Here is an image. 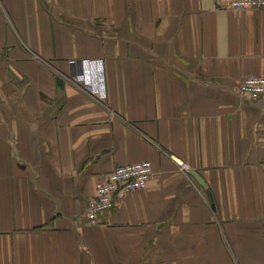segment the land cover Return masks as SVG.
Returning a JSON list of instances; mask_svg holds the SVG:
<instances>
[{
  "label": "crops",
  "instance_id": "1",
  "mask_svg": "<svg viewBox=\"0 0 264 264\" xmlns=\"http://www.w3.org/2000/svg\"><path fill=\"white\" fill-rule=\"evenodd\" d=\"M85 68L105 104L67 80ZM249 76H264V10L0 0V264H264ZM140 161L147 187L90 224L105 176Z\"/></svg>",
  "mask_w": 264,
  "mask_h": 264
},
{
  "label": "built area",
  "instance_id": "2",
  "mask_svg": "<svg viewBox=\"0 0 264 264\" xmlns=\"http://www.w3.org/2000/svg\"><path fill=\"white\" fill-rule=\"evenodd\" d=\"M220 9L239 11L242 9L264 10V0H214ZM72 67L78 65V61L70 62ZM67 80L72 82L80 91L105 104L104 91L95 83L93 71L85 68L79 73H73ZM242 91L252 100L264 97V76H249L242 85ZM186 168V165H182ZM154 175L150 161H140L117 166L111 173L105 176L100 183L95 196L89 200L85 209L86 220L93 225L99 223L101 216L111 212L116 203L125 199L129 194L147 187L149 180Z\"/></svg>",
  "mask_w": 264,
  "mask_h": 264
}]
</instances>
